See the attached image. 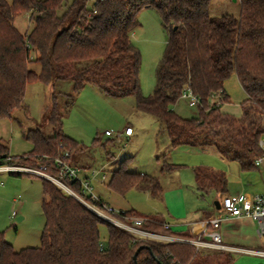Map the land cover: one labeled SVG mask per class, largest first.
I'll return each mask as SVG.
<instances>
[{
	"label": "trees",
	"instance_id": "1",
	"mask_svg": "<svg viewBox=\"0 0 264 264\" xmlns=\"http://www.w3.org/2000/svg\"><path fill=\"white\" fill-rule=\"evenodd\" d=\"M89 1L13 0L9 4L0 0V119L17 121L15 112L19 110L27 114L25 96L30 83L53 87L48 116L52 134L23 129V137L33 146L25 154V163L15 160L20 156H11L1 142L0 163L45 167L46 173L55 177L61 170L59 160L83 169L78 161L85 148L64 132L59 99L65 100L64 110L68 111L90 85L109 97H135L136 109L159 122L160 133L166 134L172 151L183 147L212 150L225 161L239 163L244 171L256 168L264 138V0H239L238 17H212V0H95L88 8ZM146 9L159 14L169 35L157 68L156 87L149 97L142 95V56L130 36L140 25L139 14ZM23 14H30L34 24L26 34L14 23ZM32 53H36L35 59ZM33 63L40 65L39 72L31 69ZM233 74L246 95L240 116L221 111V104L230 102L225 82ZM67 83H71V93L57 91ZM185 88L200 100L198 116L190 119L173 109ZM214 97L221 104L210 106ZM18 125L22 126L19 121ZM94 143L99 144L100 139ZM127 163L124 159L113 172L107 184L111 191L120 196L134 188L153 197L163 193L157 176L129 171ZM177 168L166 160L160 162L161 173H173ZM194 176L200 192H227L225 173L197 167ZM42 182L46 225L41 246L15 251L0 230V264H210L195 252L194 245L141 240L102 220L55 183L44 178ZM65 182L81 193L79 180ZM86 198L92 201L90 195ZM92 202L99 207L104 203L101 199ZM118 216L129 224L134 218L144 219L141 229L151 233L191 237L166 229L161 215L131 209L120 211ZM101 225L108 232L104 243ZM227 259L217 264H232L233 259Z\"/></svg>",
	"mask_w": 264,
	"mask_h": 264
},
{
	"label": "rangeland",
	"instance_id": "2",
	"mask_svg": "<svg viewBox=\"0 0 264 264\" xmlns=\"http://www.w3.org/2000/svg\"><path fill=\"white\" fill-rule=\"evenodd\" d=\"M6 1L9 4L13 2V0ZM94 1H89L88 8L93 6ZM210 14L212 17L227 14L238 17L240 2L212 0ZM138 19L140 25L130 33V36L142 56L140 71L142 95L149 97L153 95L156 87V72L163 58L169 35L162 27L160 16L155 10H143ZM14 23L23 34L29 33L34 25L30 14L16 17ZM36 56V53H32L34 59ZM31 69L36 72L41 70L40 65L36 63L31 65ZM225 90L230 102L221 104L215 99L217 97H214L209 100L210 106L221 104L222 112L237 116L246 95L235 74L226 80ZM52 91L51 86L39 82L30 83L25 96L27 114L24 110H19L15 112L17 121L0 119V142L9 148L11 156L22 157V160L20 157L15 159L19 163L24 164L27 158L25 154L33 149L32 144L23 137V129L25 131L41 129L47 135L52 134V126L48 120ZM57 91L71 93V83L64 86L62 84ZM59 100L63 105L61 107L64 113V132L82 143L85 148L83 158L78 161L80 167H83L79 175L82 178L88 177L93 192L118 212L133 208L144 215H163V218H173L174 221L179 222L180 216L184 217L188 211H214V195H201L195 188L194 169L207 167L225 173L229 178V164L216 152L185 147L172 151L169 148L168 137L160 133L159 122L138 111L135 107L136 98L133 96L109 97L98 89L86 85L76 97L70 110L65 111V100L61 98ZM173 109L187 119L198 116L197 107H190L188 100L184 98H181ZM18 121L22 124L21 127ZM128 128L132 130L130 137H127ZM106 131H110L113 135L107 136ZM96 138L100 139L99 144L94 143ZM124 159H128L129 171L157 176L163 187V193L153 197L149 192L134 188L125 196H120L111 191L107 184ZM163 160L177 165L178 168L173 173H161L160 162ZM17 165L22 168H32L27 165ZM231 166L238 164L232 163ZM0 178L4 182V185L0 184V230L4 231L5 239L15 251L40 247L46 225L42 208L44 198L42 178L28 173L22 176L2 174ZM123 222L129 224L128 220ZM174 229H177L173 230L175 233L187 231L185 226H175ZM100 231L101 241L107 242V227L101 225ZM195 252L210 264L228 260L225 252L203 251L197 247ZM250 258L254 257L237 254L234 256L233 264H242ZM261 261L264 264V259Z\"/></svg>",
	"mask_w": 264,
	"mask_h": 264
},
{
	"label": "built area",
	"instance_id": "3",
	"mask_svg": "<svg viewBox=\"0 0 264 264\" xmlns=\"http://www.w3.org/2000/svg\"><path fill=\"white\" fill-rule=\"evenodd\" d=\"M182 98L188 100V104L190 107H197L200 103L199 98L192 92L190 88H185L182 94ZM106 135L112 136L113 134L110 131H106ZM131 135L132 130L128 128L127 137H130ZM118 137L120 138L121 135L119 134ZM260 147L263 149V154L257 157V159L255 160L256 166H261L264 164V138L260 141ZM58 163L61 165V170L57 177L47 174L45 167L22 168L18 165L9 163L8 161L0 163V176L2 174L28 173L49 180L59 186L64 192L74 197L80 203L92 210L102 220L132 232L133 234L139 236L141 240L145 238H151L167 242L187 243L194 245L198 249L209 248L217 251H240L264 258V250L237 249L226 246L223 243L222 237L219 232L222 222V218L220 217H211L205 222L206 230L204 232V236L209 238V241L179 236H168L145 231L141 229V225L144 222V219L142 218H134L133 224L124 223L123 219L118 216L120 212H118L114 207L106 203H103L102 207H99L92 202L100 201V199L93 192V188L91 187V183L89 182L88 177L82 178L79 175L81 170L74 168L60 160L58 161ZM93 174H95V172H93ZM66 179H69L70 181L79 180L83 187L81 193H78L71 187H69V185L65 182ZM0 184L4 185V182L1 180V178ZM87 195L91 196L92 201H89L86 198ZM221 209L223 210L225 218L246 217L254 220L257 223V234L261 237H264V194L248 196L241 193L233 196H225L221 202ZM165 228L170 229V226L168 224H165Z\"/></svg>",
	"mask_w": 264,
	"mask_h": 264
},
{
	"label": "crops",
	"instance_id": "4",
	"mask_svg": "<svg viewBox=\"0 0 264 264\" xmlns=\"http://www.w3.org/2000/svg\"><path fill=\"white\" fill-rule=\"evenodd\" d=\"M241 113H242V109L240 110V113L237 116H240ZM169 148H170V143H169ZM226 162L229 164L230 170H229V178L227 177L228 178L227 192L225 194H220L213 189L208 190L206 192H200L198 191L195 182V188L198 193H200L201 195H205V194L214 195V200H215L213 203L214 211L212 212L188 211L184 217L180 216L181 219L179 222L174 221L173 218L172 219L164 218L165 223L168 224L170 226V229L172 230L179 229V228L174 229L175 226H185L187 227V231L184 233H189L191 236L190 238L209 241V238L204 236V232L206 230L205 222L211 217H220L222 218V222L219 232L222 237V241L226 246L237 249L264 250V237H261L257 234V223L254 220L246 217L225 218L223 214V210L221 209V202L225 196H233L241 193L246 194L248 196H254L256 194H264V164L261 166H256V168L252 170L244 171L239 163L228 162V161ZM232 163H237L238 166H231ZM232 167H236V168H232ZM98 197L99 199L103 200L100 196ZM217 200L220 201V208H217L215 205V202ZM103 202L106 203L104 200ZM122 210L127 211V210H131V208L122 209ZM202 249L203 251L212 250L217 252V250L214 249H209V248H202ZM218 252H225V254L230 256L233 259L232 264L234 262V256L237 254H244L247 256L251 255L248 253H244L240 251H232V250L218 251ZM251 256L254 258L252 259L250 258L247 262H244L242 264H260L262 262L261 259H264L256 255H251Z\"/></svg>",
	"mask_w": 264,
	"mask_h": 264
},
{
	"label": "water",
	"instance_id": "5",
	"mask_svg": "<svg viewBox=\"0 0 264 264\" xmlns=\"http://www.w3.org/2000/svg\"><path fill=\"white\" fill-rule=\"evenodd\" d=\"M215 205H216L217 208H220V201L217 200V201L215 202ZM135 259H136V256H135Z\"/></svg>",
	"mask_w": 264,
	"mask_h": 264
}]
</instances>
